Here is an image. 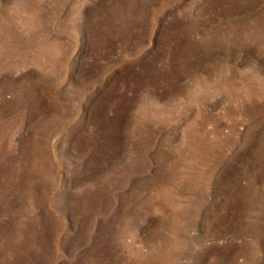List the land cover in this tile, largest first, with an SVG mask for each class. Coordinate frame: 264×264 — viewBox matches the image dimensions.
Returning a JSON list of instances; mask_svg holds the SVG:
<instances>
[{"label": "rangeland", "instance_id": "rangeland-1", "mask_svg": "<svg viewBox=\"0 0 264 264\" xmlns=\"http://www.w3.org/2000/svg\"><path fill=\"white\" fill-rule=\"evenodd\" d=\"M0 264H264V0H0Z\"/></svg>", "mask_w": 264, "mask_h": 264}]
</instances>
